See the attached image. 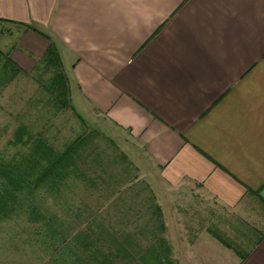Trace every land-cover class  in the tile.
<instances>
[{
  "label": "crops",
  "instance_id": "obj_1",
  "mask_svg": "<svg viewBox=\"0 0 264 264\" xmlns=\"http://www.w3.org/2000/svg\"><path fill=\"white\" fill-rule=\"evenodd\" d=\"M52 46L76 114L168 192L179 264H264V0H0L21 75Z\"/></svg>",
  "mask_w": 264,
  "mask_h": 264
},
{
  "label": "trees",
  "instance_id": "obj_2",
  "mask_svg": "<svg viewBox=\"0 0 264 264\" xmlns=\"http://www.w3.org/2000/svg\"><path fill=\"white\" fill-rule=\"evenodd\" d=\"M36 72L50 76V92L62 100L57 102L58 108H74L69 79L55 46L39 61ZM21 73L10 54L0 50V95ZM33 131L26 126L17 129L15 152L4 163L11 176L2 178L0 171V223L15 220L22 222L25 229L31 225L35 232L33 237L25 236V240L28 246H38L37 251L45 253L43 264H178L158 203L151 205L153 216L145 227L138 226L140 232L145 229L148 233V246H143L138 232L125 235L123 230L110 229L113 226L108 227L94 211L75 200L79 187L84 193L98 183L88 174V157H84L86 149L82 150L86 138L60 153L45 135ZM81 142L78 156L76 149ZM2 162L5 161L0 154V166H4ZM112 206L117 209L116 203ZM247 256H242V260Z\"/></svg>",
  "mask_w": 264,
  "mask_h": 264
},
{
  "label": "rangeland",
  "instance_id": "obj_3",
  "mask_svg": "<svg viewBox=\"0 0 264 264\" xmlns=\"http://www.w3.org/2000/svg\"><path fill=\"white\" fill-rule=\"evenodd\" d=\"M42 74L43 72H34L20 75L0 95V154L5 161L2 162L4 166H0L2 178L9 179L11 176L7 169L8 165L4 163H7L15 152L14 134L19 127L26 126L33 129L36 134L45 135L60 153L66 152L75 142L84 137L86 144L78 143L76 155L79 156L81 145H83L82 150L86 149L84 157H88L90 168L88 174L93 175L98 183L96 187L89 188L84 193L79 187L75 198L78 204L94 211L100 216L99 220L104 221L108 227L113 226L110 229L123 230L125 235L129 232L131 234L138 232V238L142 240L143 246H148L149 242L146 241L148 233L145 229L144 232H140L138 226L145 227L149 218L153 216L152 204H161L162 210L167 209L166 212H162L167 228L166 237H168L170 226L167 217L170 218L171 210L175 208V205H168L166 199L170 196L168 192L163 191L154 177L151 166H145L135 155L129 158L122 138L115 141L107 132L105 121L95 119L86 126L77 117L76 110L79 111V109L76 106L73 108L74 111L69 105L62 107L63 109L58 108L57 102L62 103V100L57 99V95L50 92L48 80L50 76ZM114 203L117 209L112 206ZM189 205L179 201L176 206L183 215H187L188 219L193 218L196 225H198L196 218L204 220L203 223H205L209 218L216 222L222 217L220 214L211 215L208 210L204 213L202 207L195 208ZM190 222L193 224V221L190 220ZM184 225L187 230L191 228L185 218ZM217 226L216 223L213 224L215 231H219L216 229ZM24 227L22 222H15V220L0 223V264H29V262L43 264L45 253L37 251L40 249L38 246H28L25 240V236L33 237L32 233L35 230L33 231L31 225H28L27 229ZM168 239L171 243V237ZM247 244L245 241L243 249ZM175 251L174 249V255Z\"/></svg>",
  "mask_w": 264,
  "mask_h": 264
}]
</instances>
